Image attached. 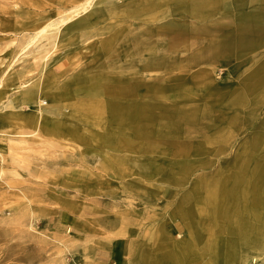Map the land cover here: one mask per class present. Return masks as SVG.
<instances>
[{
  "label": "rangeland",
  "instance_id": "rangeland-1",
  "mask_svg": "<svg viewBox=\"0 0 264 264\" xmlns=\"http://www.w3.org/2000/svg\"><path fill=\"white\" fill-rule=\"evenodd\" d=\"M246 1L93 0L86 13L106 11L109 46L100 53L104 33L93 29L90 36L77 29L62 37L49 29L32 39L77 0H0V264L150 263L158 223L169 230L174 224L176 240L187 235L179 203L197 177L230 168L241 153L251 160L247 173L264 171V143L253 144L256 136L264 138V2ZM151 12L159 17L148 20ZM47 47L48 71L62 75L54 79L55 99L81 72L115 73L123 91L139 79L171 83L154 98L141 97L160 105L156 126L169 132L137 140L139 149L127 150L124 167L117 168L122 153L114 140L90 150L43 131L41 116L65 118L40 102L43 73L33 54ZM10 65L16 78L5 77ZM73 89L65 104L102 86ZM238 93L243 102L235 105ZM16 112L39 119L28 125L7 117ZM178 145L189 152L180 156ZM100 152L110 154L106 165ZM184 170L191 171L185 181L179 179ZM254 181L263 195L264 172ZM247 264H264V252Z\"/></svg>",
  "mask_w": 264,
  "mask_h": 264
},
{
  "label": "bare ground",
  "instance_id": "bare-ground-1",
  "mask_svg": "<svg viewBox=\"0 0 264 264\" xmlns=\"http://www.w3.org/2000/svg\"><path fill=\"white\" fill-rule=\"evenodd\" d=\"M92 1L77 0L69 11L42 24L32 39L47 36L49 29H54L55 35L62 37L61 33L64 30L88 14L86 12L92 7ZM105 2L106 0H100L103 5ZM156 4V1L150 3L149 8L155 7ZM103 8L95 9L93 12L100 14ZM180 10L185 11L186 7H180ZM165 13L166 11L163 14ZM153 15L151 12L148 20L153 21L159 17ZM61 26H63L62 29ZM76 27L78 26L75 24L71 30ZM54 39L56 41L57 37ZM108 46L109 43L105 42L98 51L101 52ZM48 52V47L38 48L33 54L36 68L43 73L42 81L37 86L40 102H46L49 112L56 110L65 118L50 120L41 116L39 127L43 122V131L50 135L67 138L90 150L91 147L105 146L103 143L114 140L117 153H122L117 158L121 163L116 166L117 168L124 167L127 155L131 154L127 150L134 147L139 149L141 143L137 140L144 141L148 137L151 138L152 134L165 136L169 132L168 128L164 130L156 126L162 123V119L156 121L155 114L160 105L152 99L147 102L141 97L148 93L154 98L164 89H170L171 83L154 85L139 79L133 86L123 91L118 87L123 79L115 73L107 70L92 75L81 72L69 79L59 93H55L59 95L55 99L51 96L58 85L54 79H60L62 75H55L52 71H48L50 65L48 59H51ZM259 67L261 70L257 74L262 72L263 66ZM5 77L16 78L11 65L7 68ZM112 82L115 84H111ZM77 86H102V90L88 91L85 98L79 101L69 100L70 104H65L68 103L67 96ZM123 94L132 99L125 103L119 101L117 98ZM237 97V101H234L235 105L243 102L240 93ZM66 107H68V114L63 112ZM7 117L23 120L28 125H31L33 121L36 124L39 119L34 114L21 112ZM181 117L186 123L188 122L185 115ZM84 124L88 127L81 128L80 126ZM120 129L124 130L126 136L119 137L122 133ZM262 143L264 138L261 135L253 139V144L262 145ZM136 149H134L135 152H139ZM175 152L183 156L189 152V148L178 145L175 147ZM100 155L106 165V158L110 154L100 152ZM250 162L249 157L241 153L230 168L217 170L212 174H203L191 182L189 192L179 203L183 208L180 215L186 225L187 235L176 240L174 224L169 230L166 223H158L153 232V260L148 263L144 258V264H247L249 260L256 261L261 258L264 252V193L258 194V186L254 180H258L264 171L261 168L256 174L254 167L252 172L247 173ZM252 163L254 164L253 161ZM177 165L182 168L181 163ZM190 172V170H184L179 179L186 176L188 180ZM184 174L187 175L184 176ZM252 175H256L254 180H250ZM182 180L185 181V179Z\"/></svg>",
  "mask_w": 264,
  "mask_h": 264
},
{
  "label": "crops",
  "instance_id": "crops-1",
  "mask_svg": "<svg viewBox=\"0 0 264 264\" xmlns=\"http://www.w3.org/2000/svg\"><path fill=\"white\" fill-rule=\"evenodd\" d=\"M186 1V0H185ZM247 5H254L255 3H259L260 5H262V2H264V0H247ZM157 3V2H156ZM104 9V8H103ZM92 15H97V17H95V20H90V16ZM100 18L103 21H100ZM76 22V21H75ZM76 24V28H74L73 30H71L73 28V26ZM75 24H73L71 27H69L68 29L72 32H74L75 30H79L80 32H85L87 33L88 36H90L88 33L90 31V29H93V31H90L91 34H101L104 33L103 38L101 40V42L98 40V42H100L98 49L100 48V46L102 44H104L106 42V11L103 10L100 14H96L95 12H90L88 13L84 18L81 17L80 20H78ZM66 29V30H68ZM101 29V30H100ZM100 30V31H98ZM65 31V30H64ZM100 52V51H99ZM101 52H106V49H104ZM100 52V53H101ZM117 260L122 261L120 257H117ZM124 264V263H122Z\"/></svg>",
  "mask_w": 264,
  "mask_h": 264
}]
</instances>
